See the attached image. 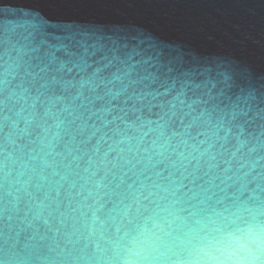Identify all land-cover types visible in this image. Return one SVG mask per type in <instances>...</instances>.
Wrapping results in <instances>:
<instances>
[{
    "label": "water",
    "instance_id": "water-1",
    "mask_svg": "<svg viewBox=\"0 0 264 264\" xmlns=\"http://www.w3.org/2000/svg\"><path fill=\"white\" fill-rule=\"evenodd\" d=\"M0 264H264V0H0Z\"/></svg>",
    "mask_w": 264,
    "mask_h": 264
},
{
    "label": "snow or ice",
    "instance_id": "snow-or-ice-1",
    "mask_svg": "<svg viewBox=\"0 0 264 264\" xmlns=\"http://www.w3.org/2000/svg\"><path fill=\"white\" fill-rule=\"evenodd\" d=\"M85 51L87 52L88 50L85 49ZM81 61L85 65V67H81L80 68V71H86L87 68H91V64L87 60H84L83 57L81 58ZM53 63L56 66L55 67V71L58 72V73H60V72L72 73L74 71V68L76 67L75 65L74 66H69L67 63L62 62L59 59H55L53 61ZM111 63H112V61L109 60L108 61V64L105 65V67H107ZM50 70L51 69H49V67L47 65H45L43 68H41V71L44 72V73H47ZM134 71H135L134 68L129 67V68H127L125 70V72H123V73H113V75H114V78L115 79L121 80V79H123V76L124 75H129V74H131ZM99 75H100V69L99 68H93L92 69V76H91V78L84 79L82 81V85H93L94 86L95 80L99 77ZM53 79H55V77H53ZM168 94H171V89L170 88H165L164 91H163V93H162V95H168ZM137 99H143V98L138 97ZM198 100H199V97H197L196 99H192V100L188 101V100L185 99V97H184V95L182 93L181 94H177L174 97V101L171 103L170 110L176 109L178 107H185V106L187 108L191 109V110H195V106L197 105ZM173 115H175V112H173Z\"/></svg>",
    "mask_w": 264,
    "mask_h": 264
}]
</instances>
